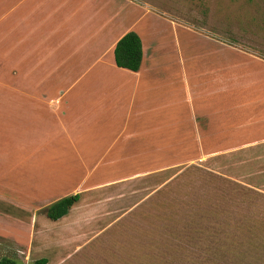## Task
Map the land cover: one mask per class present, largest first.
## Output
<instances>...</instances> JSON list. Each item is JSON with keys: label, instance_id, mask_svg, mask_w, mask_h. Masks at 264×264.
Listing matches in <instances>:
<instances>
[{"label": "crops", "instance_id": "obj_1", "mask_svg": "<svg viewBox=\"0 0 264 264\" xmlns=\"http://www.w3.org/2000/svg\"><path fill=\"white\" fill-rule=\"evenodd\" d=\"M132 5L0 0V220L28 225L33 243L93 241L132 211L134 195L141 203L148 166L177 163L202 125L205 146L223 147L230 102L264 96V61L208 36L217 46L202 70L177 38L142 26L147 12L133 18ZM131 32L142 40L139 72L115 61ZM75 195L66 217L46 216Z\"/></svg>", "mask_w": 264, "mask_h": 264}, {"label": "rangeland", "instance_id": "obj_2", "mask_svg": "<svg viewBox=\"0 0 264 264\" xmlns=\"http://www.w3.org/2000/svg\"><path fill=\"white\" fill-rule=\"evenodd\" d=\"M118 2L125 13L133 3V18L147 12L142 26L154 31L157 39L177 38L196 53L202 70L217 46L209 37L255 55L252 61H264V0ZM216 55L213 61L219 62ZM229 113L234 120L223 147H206L205 126L198 127L196 146L191 143L189 148L183 142L175 155L177 163L148 166V189L143 186L141 203L136 205L134 195L132 211L120 215L112 227L94 230L93 241L56 244L37 239L33 243L28 225L3 219L0 235L14 238H0V260L264 264V96L230 102ZM198 120L203 123V118Z\"/></svg>", "mask_w": 264, "mask_h": 264}, {"label": "trees", "instance_id": "obj_3", "mask_svg": "<svg viewBox=\"0 0 264 264\" xmlns=\"http://www.w3.org/2000/svg\"><path fill=\"white\" fill-rule=\"evenodd\" d=\"M115 61L119 68L127 69L132 72H139L143 61V45L138 34L131 32L125 35L115 48ZM80 195L70 196L60 200L49 207L45 214L52 221H59L66 217L72 207L78 203ZM47 258L35 261L33 264H48ZM0 264H16L14 260L4 258Z\"/></svg>", "mask_w": 264, "mask_h": 264}]
</instances>
